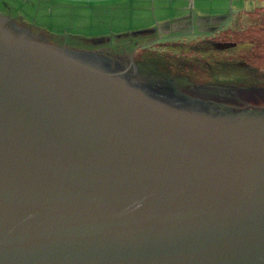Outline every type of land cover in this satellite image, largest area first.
Masks as SVG:
<instances>
[{
    "label": "water",
    "instance_id": "95a60500",
    "mask_svg": "<svg viewBox=\"0 0 264 264\" xmlns=\"http://www.w3.org/2000/svg\"><path fill=\"white\" fill-rule=\"evenodd\" d=\"M174 45L194 44L150 47L139 79L206 81ZM73 49L101 68L0 22V264H264V132L248 134L243 115L235 145L212 141L105 71L130 73L136 48ZM217 77L264 87L241 65Z\"/></svg>",
    "mask_w": 264,
    "mask_h": 264
},
{
    "label": "flooded vegetation",
    "instance_id": "af4514ba",
    "mask_svg": "<svg viewBox=\"0 0 264 264\" xmlns=\"http://www.w3.org/2000/svg\"><path fill=\"white\" fill-rule=\"evenodd\" d=\"M0 22L4 28L10 30L15 35L33 38L83 63L92 64L101 68V63L97 64V62H92L93 55L86 51L75 50L71 47L64 52L61 48L63 45L49 43L45 40L35 38L31 33L26 32L25 29H19V25L16 23L9 22V19L1 14ZM253 41L249 39H207L206 41L199 42L198 44L196 43L197 45L194 44L187 48L184 46L177 47L175 45L166 47L170 49V53L175 54L178 60L183 61V59H186L188 62L187 66H189V68L193 67L191 69L188 68L189 71H191L189 74H192L193 77L198 79L201 77L206 78L204 82H201L199 79V81H190L186 83L187 88H184L183 84L180 82L183 81L184 78L192 80L186 75V72L176 76L170 74V71H167L169 73L166 74L158 73L152 69L148 71L150 77H154L152 81L144 82L140 80L141 78L139 79V68L142 63L140 55L144 54L147 59L155 57L152 56V54L155 55L152 51L154 49L150 48L148 44L136 46L131 62L133 69L130 73H125L124 70L111 71L108 70V68H103L105 71L111 72L112 76H114L117 81H120L122 85L134 92L144 101L166 111L190 117L191 121L205 128L210 127V130H207L214 134L211 137L212 141L215 139L220 140L221 143H226L228 141L229 144L231 143L233 145L235 141L233 137L228 134V128L234 127V133L240 134L241 132L238 130L241 128H236V124L239 122V118L244 117L243 115L249 118L244 121L246 124H244L242 128H247L248 134L252 136L263 138L264 87H240L227 82H218L219 79L217 76L224 72L231 73L233 67L236 65H241L246 71H253L263 76L264 38L263 42ZM228 44L229 46L222 47ZM139 48L143 51L137 55ZM218 51L222 53L218 55ZM187 52L189 53L188 56L186 55ZM148 53H151V55L148 56ZM242 54L243 58L240 57ZM196 64L198 65L197 69L194 68L197 66ZM202 65L205 67L204 76L202 75L203 71H200ZM219 85H227L230 87L218 88ZM219 89L226 91V93L223 94L218 91ZM250 91L255 92V94L253 96H248L247 92ZM256 117H260L261 119L254 122V120H257ZM201 130L204 131L205 129L201 128ZM246 149L247 151L249 150L248 153H251L253 156L259 157L260 155L261 157V154H263V152H254V147H247ZM263 164L264 163H256V170H264Z\"/></svg>",
    "mask_w": 264,
    "mask_h": 264
},
{
    "label": "crops",
    "instance_id": "0c3cea01",
    "mask_svg": "<svg viewBox=\"0 0 264 264\" xmlns=\"http://www.w3.org/2000/svg\"><path fill=\"white\" fill-rule=\"evenodd\" d=\"M27 1L24 0L23 3ZM4 2L3 6L8 14H3L24 20V13L16 5L14 7L8 0ZM258 2L260 4L252 9L244 6L235 8L233 0H34L32 6L36 8V16L43 15L44 12L48 14L50 11V23L61 17H67L68 21L70 17L72 20L68 25L75 24V18L82 17L83 12H90L89 15L101 16V20L93 17L91 23L95 28L101 27V31L115 24L121 25L128 19L136 22L143 20V24L135 30V36L131 38V41H135V46H140L139 43L144 41L165 46L196 44L207 39L234 40V34L243 36L244 32L250 30L251 25L263 23L264 27V0ZM27 22L32 26L31 31H46L52 35L51 38L56 37V34L46 28ZM53 27L52 30L62 31L56 28V23ZM58 36L57 41H64L62 36ZM110 39L113 38L103 35L96 42L104 44ZM116 39L121 37L117 35ZM63 44L69 45L68 42L59 45Z\"/></svg>",
    "mask_w": 264,
    "mask_h": 264
},
{
    "label": "rangeland",
    "instance_id": "374dc122",
    "mask_svg": "<svg viewBox=\"0 0 264 264\" xmlns=\"http://www.w3.org/2000/svg\"><path fill=\"white\" fill-rule=\"evenodd\" d=\"M13 3L14 7H18L17 9H20L24 13V20H18L16 16L10 15L7 16L3 14L5 12V7L3 4H5L4 0H0V14L6 16L9 19V22L11 23H16L19 25V29H25L26 32L31 33L35 38L45 40L46 42L49 43H65L68 42L69 45L63 44V47H69L70 48H97V49H114V48H136L135 46V41H131L132 36H135V30L138 29V27L141 26V22H144L141 20L140 22H136L133 20L128 19L127 21H124L121 25L115 24L114 26L107 27L105 31H101L100 28H95L94 25L91 23L93 22V17L96 19L101 20V16H93L89 15L90 12H83L84 15L79 18H75L76 22L75 24L72 23L71 25H68V22L71 21L70 17H61L57 19L56 21L54 20L53 23H50V16L49 12L47 13H42L43 15H37L36 16V8L32 6L34 0H28L26 3H23L24 0H8ZM17 4H19L17 6ZM234 7L237 8L238 6H244V7H249V8H254L260 2L258 0H233ZM86 10V9H84ZM8 14V11L5 12ZM12 17V18H11ZM14 18V19H13ZM16 18V19H15ZM27 21L34 22L37 24V26L44 27L49 32H52L56 34V37H50L52 36L48 32H41V31H31L32 26L29 24ZM56 23V28L62 30V31H55L52 30L53 24ZM67 23V24H66ZM67 25V27H66ZM261 26V27H260ZM62 36L64 41H57L59 40V36ZM264 34V27L263 23L260 25H251L250 30L244 32V35H238L234 34V37L241 38V39H260L263 37ZM103 35H108L113 39H110L106 41L104 44L101 42H96L98 39H101ZM117 35L121 37V39H116ZM58 36V37H57ZM116 36V38H114ZM250 36V37H248ZM89 39V40H86ZM203 39V38H202ZM61 40V39H60ZM130 40V42H129ZM149 41H144L140 42V46L143 44H151L153 46H156V43L154 42H149ZM201 42V41H200ZM58 44V45H59ZM148 45V46H149Z\"/></svg>",
    "mask_w": 264,
    "mask_h": 264
},
{
    "label": "trees",
    "instance_id": "16d2710c",
    "mask_svg": "<svg viewBox=\"0 0 264 264\" xmlns=\"http://www.w3.org/2000/svg\"><path fill=\"white\" fill-rule=\"evenodd\" d=\"M254 40V39H253ZM255 41V40H254ZM260 41L263 42V37L260 38ZM189 53H186L188 55Z\"/></svg>",
    "mask_w": 264,
    "mask_h": 264
}]
</instances>
